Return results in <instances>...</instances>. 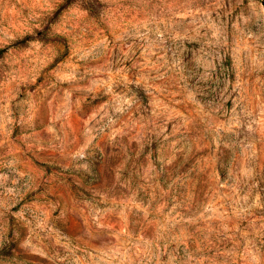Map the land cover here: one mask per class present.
Returning <instances> with one entry per match:
<instances>
[{"label": "rangeland", "instance_id": "obj_1", "mask_svg": "<svg viewBox=\"0 0 264 264\" xmlns=\"http://www.w3.org/2000/svg\"><path fill=\"white\" fill-rule=\"evenodd\" d=\"M0 264H264V0H0Z\"/></svg>", "mask_w": 264, "mask_h": 264}]
</instances>
